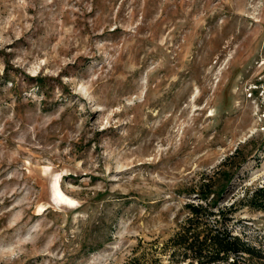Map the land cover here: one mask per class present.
Listing matches in <instances>:
<instances>
[{"label":"rangeland","instance_id":"rangeland-1","mask_svg":"<svg viewBox=\"0 0 264 264\" xmlns=\"http://www.w3.org/2000/svg\"><path fill=\"white\" fill-rule=\"evenodd\" d=\"M203 178L264 253V0H0V264H188Z\"/></svg>","mask_w":264,"mask_h":264},{"label":"trees","instance_id":"trees-1","mask_svg":"<svg viewBox=\"0 0 264 264\" xmlns=\"http://www.w3.org/2000/svg\"><path fill=\"white\" fill-rule=\"evenodd\" d=\"M237 152L235 149L233 154L223 160L220 168H223L222 171L229 172L228 161L234 158ZM230 177H227V181ZM211 183L210 178H203L194 189L199 202L184 204L187 214L178 224L171 239L174 246L182 250L180 254L184 258L183 261L188 264H256L251 261L252 258L264 260V253L260 248L249 244L228 228L227 216L232 204L229 207H220L217 212L210 209L212 203L207 200L214 193L211 191ZM220 188L215 191L218 197L224 189V184ZM249 199L251 205L264 208V186L256 188ZM210 200L217 201L214 196ZM141 262L140 256H132L122 264H142Z\"/></svg>","mask_w":264,"mask_h":264},{"label":"bare ground","instance_id":"bare-ground-1","mask_svg":"<svg viewBox=\"0 0 264 264\" xmlns=\"http://www.w3.org/2000/svg\"><path fill=\"white\" fill-rule=\"evenodd\" d=\"M61 194V192H59Z\"/></svg>","mask_w":264,"mask_h":264}]
</instances>
